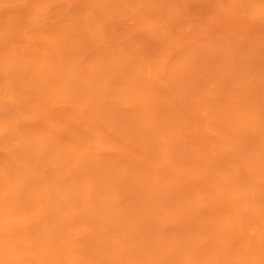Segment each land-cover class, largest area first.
I'll list each match as a JSON object with an SVG mask.
<instances>
[{"label":"rangeland","instance_id":"rangeland-1","mask_svg":"<svg viewBox=\"0 0 264 264\" xmlns=\"http://www.w3.org/2000/svg\"><path fill=\"white\" fill-rule=\"evenodd\" d=\"M0 264H264V0H0Z\"/></svg>","mask_w":264,"mask_h":264}]
</instances>
